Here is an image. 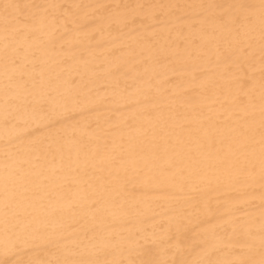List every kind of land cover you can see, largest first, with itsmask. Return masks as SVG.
<instances>
[{
    "label": "bare ground",
    "instance_id": "6f19581e",
    "mask_svg": "<svg viewBox=\"0 0 264 264\" xmlns=\"http://www.w3.org/2000/svg\"><path fill=\"white\" fill-rule=\"evenodd\" d=\"M262 257V0H0V264Z\"/></svg>",
    "mask_w": 264,
    "mask_h": 264
},
{
    "label": "snow or ice",
    "instance_id": "6c2138e0",
    "mask_svg": "<svg viewBox=\"0 0 264 264\" xmlns=\"http://www.w3.org/2000/svg\"><path fill=\"white\" fill-rule=\"evenodd\" d=\"M5 7H13L18 8L19 5H5ZM262 10H264V0H262ZM30 264H35V262H30ZM141 264H155V262L152 261H144L141 262ZM207 264H213L212 261H208ZM222 264H250L248 261H239V262H222ZM259 264H264V257L259 261Z\"/></svg>",
    "mask_w": 264,
    "mask_h": 264
}]
</instances>
